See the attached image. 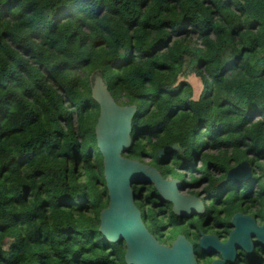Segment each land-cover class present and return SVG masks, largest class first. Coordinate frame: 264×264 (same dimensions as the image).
<instances>
[{
  "label": "trees",
  "instance_id": "1",
  "mask_svg": "<svg viewBox=\"0 0 264 264\" xmlns=\"http://www.w3.org/2000/svg\"><path fill=\"white\" fill-rule=\"evenodd\" d=\"M97 74L137 107L125 157L207 182L212 200L189 218L134 187L159 242L184 235L201 254L205 220L252 199L264 213V0H0V264H127L124 242L99 231ZM244 161L252 178L227 181Z\"/></svg>",
  "mask_w": 264,
  "mask_h": 264
},
{
  "label": "water",
  "instance_id": "2",
  "mask_svg": "<svg viewBox=\"0 0 264 264\" xmlns=\"http://www.w3.org/2000/svg\"><path fill=\"white\" fill-rule=\"evenodd\" d=\"M91 91L92 99L100 111L95 134L103 157L109 198L107 208L100 213L99 231L109 241L124 242L127 264H199L193 243L184 235H179L168 246L159 243L148 230L141 210L135 203L134 186L152 184L158 192V197L171 203L173 213L181 218L205 213L203 201L195 195L181 194L182 182L179 179H165L156 167L125 157L124 153L130 149L132 143V121L137 107L117 104L106 82L98 74L94 75ZM173 151L181 152L177 143L160 150L158 155ZM251 177V165L244 161L228 171L226 180L247 182ZM231 223L235 228L224 243L215 235L201 232L198 242L200 249L226 257L231 252L234 253L237 246L247 249L253 237L264 244V222L258 226L254 219L236 214ZM213 264L219 262L215 261Z\"/></svg>",
  "mask_w": 264,
  "mask_h": 264
},
{
  "label": "flooded vegetation",
  "instance_id": "3",
  "mask_svg": "<svg viewBox=\"0 0 264 264\" xmlns=\"http://www.w3.org/2000/svg\"><path fill=\"white\" fill-rule=\"evenodd\" d=\"M180 181L182 182V180ZM201 182H204V180L200 181L199 183L191 182V179L186 180V182L184 183L182 182L180 193L183 195H195L201 199L202 194L197 191V186L195 185V184H200ZM233 182H238V181H233ZM257 189H258L257 187H254L250 193L253 192L255 193ZM253 197H255V194H253ZM205 199H207V197ZM241 206L243 209L239 210V208L237 207V210L229 218L228 221H226V219L224 220L223 216H220L219 221L216 223L212 219H208V222L205 224L206 228L204 229L206 230V232H204L203 229H199L198 230L199 234L203 232L207 235H215L220 239L221 242L223 243L226 242L229 238L231 231L235 228L234 225H232L231 220L236 214H240L243 217L248 216L249 218L254 219L258 226L263 224L264 213L257 214V208L260 206L258 205V203H256V200L254 199L247 200ZM194 216H200V215H194ZM196 258L199 264H213L215 261L219 262V264H264V244L259 242V240L256 237H253L251 238V245L247 249H243L240 246H237L235 247V252L234 253L231 252L226 257H224L220 253H206L202 251L201 254H196Z\"/></svg>",
  "mask_w": 264,
  "mask_h": 264
},
{
  "label": "rangeland",
  "instance_id": "4",
  "mask_svg": "<svg viewBox=\"0 0 264 264\" xmlns=\"http://www.w3.org/2000/svg\"><path fill=\"white\" fill-rule=\"evenodd\" d=\"M191 81V83L193 84V86H194V89H195V94H196V96L200 93V89H201V84H200V82H199V80H197V79H191L190 80ZM199 164H200V162H198ZM197 163V164H198ZM199 164L197 165V166H199ZM212 173L214 174V171H212ZM211 174V173H210ZM197 176L199 177L200 176V174H197ZM191 177L189 176V175H187L186 176V179L187 180H189ZM147 184H149V183H147ZM196 186H197V191L198 192H200L202 195H201V199L202 200H205L206 202H210V200H212V198H209L208 197V194H207V192L205 193V189H206V187H207V182H201L200 184H195ZM207 197V199H205ZM168 204H170V203H163V205L167 208V218H170V210H169V207H168ZM172 212H173V210H171ZM204 214V213H203ZM202 214V215H203ZM143 217V216H142ZM143 219H144V217H143ZM208 222V220H205L204 222H203V227H205V224ZM170 227H171V225H170ZM176 232H180L178 229H176L175 230Z\"/></svg>",
  "mask_w": 264,
  "mask_h": 264
},
{
  "label": "clouds",
  "instance_id": "5",
  "mask_svg": "<svg viewBox=\"0 0 264 264\" xmlns=\"http://www.w3.org/2000/svg\"><path fill=\"white\" fill-rule=\"evenodd\" d=\"M143 186V185H145V184H140V185H136V186ZM136 186H134V187H136ZM135 190V189H134ZM199 198V197H198ZM202 200V199H201ZM135 201H136V199H135ZM203 201V200H202ZM136 203V202H135ZM169 203V202H168ZM203 203H204V205L206 204V203H208V202H206V201H203ZM171 204V203H170ZM142 213V212H141Z\"/></svg>",
  "mask_w": 264,
  "mask_h": 264
}]
</instances>
